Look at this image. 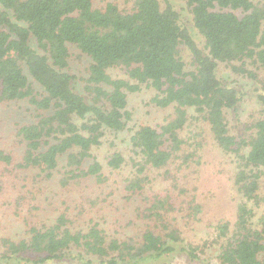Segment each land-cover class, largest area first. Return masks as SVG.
Segmentation results:
<instances>
[{
  "label": "trees",
  "instance_id": "trees-1",
  "mask_svg": "<svg viewBox=\"0 0 264 264\" xmlns=\"http://www.w3.org/2000/svg\"><path fill=\"white\" fill-rule=\"evenodd\" d=\"M183 1L191 8L192 26L203 38V47L168 0L164 4L134 0L129 9L112 1L97 7L94 0H0V101L26 99L37 111L33 121L17 128L22 144L18 159L0 149V162L13 164L18 171L38 168L47 178L60 166L63 187L86 177L101 183L107 179L105 167L117 170L126 163L116 139L128 136L134 170L124 185L129 195L141 193L151 182L148 169H164L163 178L176 194L189 196L167 166L175 158L185 165L196 154L181 153L185 143L181 132L195 112V118L208 124L218 146L235 154L234 184L243 198L234 222L215 226L216 242L224 240L218 264H264V210L254 225L248 204L264 201L259 195L264 115L255 121L249 137L230 134L224 112L236 110L241 96L217 75L219 63L239 61L240 65H231L233 71L253 78L245 61L264 66V2ZM70 45L88 59L81 90L68 70ZM181 46L189 50L194 68H186ZM119 65L128 78L110 73ZM29 77L41 92L34 90ZM141 84L156 92L150 99L156 106L173 108L170 118L156 127L135 128L130 123L128 93L138 91ZM258 98L264 102V94ZM99 150L104 151L101 160ZM163 193L142 196L147 223L138 236L110 237L92 219L77 227L61 211L49 225L30 224L27 236L16 240L1 236L0 264H172L176 253L204 264L200 245L185 241L170 222L168 215L178 208L172 196ZM188 203L193 204L188 217L194 219L200 205L191 196Z\"/></svg>",
  "mask_w": 264,
  "mask_h": 264
},
{
  "label": "rangeland",
  "instance_id": "rangeland-1",
  "mask_svg": "<svg viewBox=\"0 0 264 264\" xmlns=\"http://www.w3.org/2000/svg\"><path fill=\"white\" fill-rule=\"evenodd\" d=\"M111 1L120 9H129L134 3V0H94V3L95 6L102 7ZM168 1L178 9L181 23L188 25L193 38L203 47V38L192 26L191 8L183 0ZM159 2L164 4V0ZM179 55L185 61L187 69L194 68L191 64L192 56L186 46L180 47ZM231 65H240V62L219 63L217 67L218 77L225 84L235 87L241 96L236 110H225V119L230 134L237 138L249 137L254 132L255 121L264 115V102L258 98L260 94H264V66L250 60L245 61V67L255 74L253 78L233 71ZM87 66L88 59L80 54L75 46L70 45L68 70L76 76V88L79 90L87 77ZM110 73L113 76L128 78L124 67L120 65L111 67ZM29 80L35 91H42L31 77ZM154 94L156 92L153 88L145 84H141L138 91L128 93L132 127L136 128L142 124L156 127L170 118L173 108L156 106L150 100ZM36 115L34 106L26 99L0 101V149L10 151L18 159L22 144L17 136V128L22 123L33 121ZM195 115L197 113L191 112L190 119L181 132L185 141L181 153L196 154L185 165H181V159L175 158L167 166L171 174L176 175L180 185L189 191V196L195 197L200 205L201 211L194 219L188 217L190 206L193 205L188 203L189 196L176 194L170 182L163 178L164 169L147 170L151 182L141 191L142 195H129L124 190L126 180L134 174L131 161L133 153L127 142L128 136H120L116 141L123 150L126 163L117 170L105 167L107 179L101 183L94 177H86L78 183L72 182L63 187L59 183L62 171L60 166L47 178L38 168L18 171L13 164L8 166L0 162V238L5 236L16 240L27 236L26 230L30 224L49 225L61 211H65L72 220V225L77 227L86 226L92 219L98 222L110 237L125 239L129 235L138 236L147 223L142 217L146 206L142 196L145 197L151 192H164L163 194L172 196L178 208L176 212L168 215L170 222L180 229L185 241L200 245L201 256L207 259L206 264H218L216 256L219 244L224 240L216 242L215 226L220 221H229L232 224L237 204L243 198L234 184L237 170L235 154L222 150L213 139L208 124L202 118H195ZM103 152L98 151L100 160L104 157ZM242 152L246 153L247 147H244ZM259 195L264 196V171L261 175ZM248 204L253 208L256 225L257 218L264 210V201H260L259 205L252 201ZM149 223L153 225L152 222ZM171 258L172 264H198L189 262L180 253Z\"/></svg>",
  "mask_w": 264,
  "mask_h": 264
}]
</instances>
